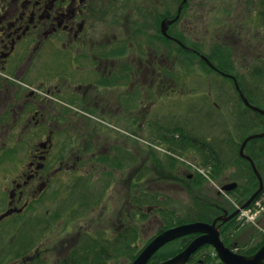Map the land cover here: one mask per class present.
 <instances>
[{
    "label": "flooded vegetation",
    "instance_id": "flooded-vegetation-1",
    "mask_svg": "<svg viewBox=\"0 0 264 264\" xmlns=\"http://www.w3.org/2000/svg\"><path fill=\"white\" fill-rule=\"evenodd\" d=\"M159 1L153 0L154 4L151 3L150 15L143 5L135 4L131 10L134 21L127 20L126 0H0V178L6 177L0 187V204L3 199L5 203L3 207L0 206V237L9 234L7 231L12 227L23 228L27 220L41 212V208L47 210L50 207L53 210L58 207L63 189L74 188L80 180L91 177L89 167L98 164L105 166L97 170L100 175L98 180H90L96 181L95 191L110 186L106 177L112 182L113 176L106 169L108 166L112 169L119 167L117 164L128 155L125 145L121 143L126 140L123 134L127 133V127L141 128L151 123L157 127L159 125L165 132L166 129L169 131L167 125L165 127V124L158 123L155 91L164 90L162 95L170 97V93L177 90L174 88L176 70H189L191 61L197 58L196 54L205 56L202 45L198 44L200 39L193 40L189 35L190 29L186 33V29L192 27L193 17L200 16L202 9L199 8L203 0L179 2V7L183 5L180 14L183 13L184 19L180 15L168 25V38L162 37L167 39L169 46L163 54L162 51H153L151 45L156 44L155 38L160 35L163 21L168 23L174 20L179 10L177 15H171L172 18L160 21ZM162 1L166 11L171 12L169 7L174 5L175 0ZM194 1L198 5L192 7ZM137 19L146 23L147 32L150 30L149 49L143 48L142 42L135 50L134 46H128V32L131 37L140 40L143 37L140 31L144 27L137 24ZM128 21L132 23V30L126 31ZM180 39L187 45L182 49L187 56L184 57L185 63L180 65L182 68L179 65L176 68L178 61H175L173 46L176 42L181 44L183 41ZM172 125L169 126L175 129ZM119 132L123 135L122 139L115 137ZM172 134L167 132L163 139L171 140L169 137ZM183 137L192 139L186 134H182L180 139ZM206 145L207 142H199V149L195 151L206 152ZM182 148L187 151L192 149L188 146ZM162 157L166 158L165 155ZM239 157L250 165L258 183L259 178L250 161L241 155ZM204 159L207 160L206 157ZM212 164L210 175L204 176L196 164L194 168L184 169L182 177L185 181L186 178L193 181V190H196L195 187L204 188L212 180V174L217 175L213 167H216V163ZM161 167V170H166L164 165ZM134 173L133 177L139 179L140 174L137 171ZM259 173L263 177L264 169ZM123 181L125 183V179ZM232 184L236 187L229 190ZM259 187L260 183L256 189L255 186L246 189L232 182L223 185L218 194H224L233 202L247 196L244 202H248ZM210 192H205L203 198L207 199ZM209 197L213 198L211 195ZM138 200V197H133L134 203ZM203 204L208 207L210 215H220L215 218L202 217L197 211L186 225H212L218 217L233 213L230 204L228 210L220 208L218 203L203 201ZM249 207L250 214L264 212V186ZM59 208L57 214L50 218L53 222H61ZM156 208L162 209L160 206ZM126 216L122 215L118 223H122ZM238 216L235 222L227 223L222 228L217 222L215 227L221 230V240L227 242L223 243L232 254L252 257L264 247V236L260 238L262 243L258 249L241 253L235 251L228 240L229 237L235 238L242 228L237 223ZM228 233L230 236H227ZM204 234L192 233L184 239L191 243ZM38 246L32 253L34 260H39L36 257L41 248ZM205 247L198 250L199 254L204 253L196 263L192 260L197 255L195 253L187 264H209ZM26 251L30 252V248ZM0 253H5L4 248L0 249ZM80 253L76 252L70 261L74 259V264H84L95 258L91 254L85 256L83 252L84 260L78 262ZM67 257L62 261L69 263ZM28 260L24 259L25 262ZM98 262L104 264L105 261ZM219 264H225L221 258Z\"/></svg>",
    "mask_w": 264,
    "mask_h": 264
},
{
    "label": "rangeland",
    "instance_id": "rangeland-1",
    "mask_svg": "<svg viewBox=\"0 0 264 264\" xmlns=\"http://www.w3.org/2000/svg\"><path fill=\"white\" fill-rule=\"evenodd\" d=\"M180 1L175 0L174 5L169 7L171 12H167L160 0L159 20L172 18V14L177 15V10L179 15L171 20L172 23L180 15L184 19L183 13L180 14L183 10L181 4L179 7ZM151 3L154 4L153 0H126L127 20L135 21L131 11L135 4L143 5L149 14ZM193 3L192 7L198 5L197 1ZM199 9H202L200 16L193 17L192 27L186 29V33L190 29L192 39H200L198 44L202 45L201 50L206 57L196 54L197 58L191 61L189 70H176L174 88L177 90L171 92L170 97L162 95L164 90L155 91L158 123L168 126L169 131L166 129L165 132L159 125L157 127L151 123L141 128L127 127V133L123 134L126 140L121 143L125 145L128 155L117 164L119 167L112 169L108 166L106 169L113 176L112 182L106 177L107 184L111 185L95 191L96 181L90 180H98L100 175L97 170L104 169L105 166L98 164L89 167L88 170L92 171L89 179L80 180L74 188L62 190V196L58 200L61 222L50 219L54 213L57 214L59 206L53 210L50 207L47 210L41 208L39 214L31 217L33 221L27 220L23 228L12 227L7 231L10 235L5 233L0 237V249L5 250V253H0V264H74V259L71 262L70 258L78 251L81 252L78 262L84 260L83 252L85 256H95L84 264H98L99 260L105 261L104 264H133L157 237L169 229L186 225V222L193 219L195 212L199 211L202 217L215 218L220 215H210L203 201L208 204L218 203L220 208L227 210L231 205L232 214L227 213L225 217L217 218L220 228L235 222L239 215L237 223L242 228L235 234V238L229 237L228 240L235 251L248 252L261 246L264 212L250 214L251 203L246 206L247 202H244L247 196L233 202L224 194L218 193L223 185L232 182L246 189L253 186L256 189L260 183L252 177L250 165L239 155L247 138L264 133L263 121L255 115L264 114L254 109L264 111V0H203ZM143 16L147 17L145 13ZM171 21L166 23L164 20L163 23L169 25ZM136 22L144 27L140 31L142 41L138 37H131L128 32V46H134L135 50L139 48V42H142L143 48L149 49L151 43L147 42L151 39L150 30L147 32L145 22H139V19ZM131 27L132 23L128 21L126 31L132 30ZM159 33V37L155 38L156 44L151 46L153 51H162L163 54L169 45L162 35L168 38V34L163 33L162 26ZM124 35L122 31V36ZM184 46H187L184 41L181 44L174 43L175 61H178L176 68L182 62L185 63L184 57L187 55L182 50ZM242 96L251 107L246 106ZM172 124L175 129L169 126ZM167 132L173 133L175 137L172 134L169 137L172 139L165 141L163 136ZM121 134L119 132L115 137L122 139ZM182 134L195 138L197 144L207 142L209 149L206 151L214 152L220 158L219 168L213 166L217 175L212 174V180L204 188L195 187L196 190H193V181L186 177L185 181L182 176L184 169L194 168L196 164L204 176L210 175L213 164L208 165L204 159L209 154L204 151L200 153L198 149L187 151L179 145L176 147L173 139L180 140ZM258 139L264 137L251 140L244 153L251 156L252 163L259 172L264 169V141H255ZM162 165L165 166V171L161 170ZM135 171L140 174L139 179L133 177ZM4 176L0 178V187L6 180ZM209 190L213 198L208 194L207 199L203 198L204 193ZM135 196L139 199L136 203L133 201ZM162 197L166 199H161ZM2 202L4 203V199ZM3 203L0 204L1 207L4 206ZM157 206L162 209L156 208ZM235 213L237 214L233 216ZM124 214H127L126 218L118 223ZM170 225L178 226L169 228ZM106 232L108 234L105 235ZM184 238L182 236L166 243L147 264H160L180 255L193 243L186 242ZM222 242L227 244L226 241ZM38 245L41 251L36 258L39 260H34L32 253ZM205 246L209 264H219L220 257L215 248L209 244ZM29 248L30 252H27ZM195 253L192 254L194 263L204 252L199 254L197 250ZM65 257L69 263L62 261ZM24 259L30 261L25 262Z\"/></svg>",
    "mask_w": 264,
    "mask_h": 264
},
{
    "label": "water",
    "instance_id": "water-1",
    "mask_svg": "<svg viewBox=\"0 0 264 264\" xmlns=\"http://www.w3.org/2000/svg\"><path fill=\"white\" fill-rule=\"evenodd\" d=\"M183 5L181 6V8ZM171 21L170 23H172ZM167 27L168 24L165 22L162 25V31L164 34H167ZM244 99V102L246 103V106H250L248 100L242 96ZM254 108V107H253ZM258 113L264 114V111L260 110L259 108H254ZM264 137L263 134L258 135H252L249 138H247L240 151V155L243 158H246L252 163V159L245 155L244 149L246 145L253 139L256 138H262ZM252 168L254 172L256 173L257 177L259 178L260 182V189L258 192L247 202L246 206H248L255 197L262 191L264 182L262 179L261 174L258 172L257 168L252 165ZM236 185L232 184L231 188H228L229 190L232 188H235ZM237 213L233 214L235 216ZM224 217V216H223ZM225 221L226 218H222ZM217 223V220L212 224H204V223H193V224H187L182 225L173 229H169L165 232H163L159 237H157L140 255V257L133 263V264H147V262L152 258V256L166 243L175 240L177 238H180L182 236H187L192 233H205L200 238L196 239L192 244L189 245V247L183 251L180 255L162 262L160 264H187L190 257L193 253H195L197 250H199L201 247L205 246L206 244L212 245L215 250L217 251L219 257L225 264H262L264 261V247L254 256L252 257H237L236 255L232 254V252L225 247L224 243L220 239V231L218 228L215 227V224Z\"/></svg>",
    "mask_w": 264,
    "mask_h": 264
},
{
    "label": "trees",
    "instance_id": "trees-1",
    "mask_svg": "<svg viewBox=\"0 0 264 264\" xmlns=\"http://www.w3.org/2000/svg\"><path fill=\"white\" fill-rule=\"evenodd\" d=\"M247 110H249V109H247ZM255 115H256L257 118H259V119L261 118V120L263 121V125H264V116L259 115V114H255ZM259 140L264 141V139H258V140H255V141H259ZM173 141H174V143H175L174 145L176 147L179 145L181 148L183 146H185V147L188 146L189 148H192V149H196V148L199 149L198 146H197L198 144L195 142V139L193 140V139H189V138L183 137L180 140H174L173 139ZM207 145L205 146V148L207 147L206 149H209V147ZM263 150H264V148H263ZM206 152L209 153V154L211 153L210 156H208V158L206 160L208 162V164L216 163V167H219L220 166V161H219L220 158L217 159L213 152H210V151H206ZM260 152H262L261 149H260ZM209 157L214 158L215 160H213V159L211 160ZM252 177L256 179V177L253 176V174H252ZM175 226H177V225H170L169 228L175 227Z\"/></svg>",
    "mask_w": 264,
    "mask_h": 264
}]
</instances>
